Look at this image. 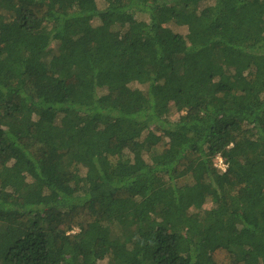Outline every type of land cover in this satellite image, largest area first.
Segmentation results:
<instances>
[{
    "label": "trees",
    "instance_id": "trees-1",
    "mask_svg": "<svg viewBox=\"0 0 264 264\" xmlns=\"http://www.w3.org/2000/svg\"><path fill=\"white\" fill-rule=\"evenodd\" d=\"M0 264H264V0H0Z\"/></svg>",
    "mask_w": 264,
    "mask_h": 264
},
{
    "label": "rangeland",
    "instance_id": "rangeland-1",
    "mask_svg": "<svg viewBox=\"0 0 264 264\" xmlns=\"http://www.w3.org/2000/svg\"><path fill=\"white\" fill-rule=\"evenodd\" d=\"M102 2H99V6H101ZM174 31H176L177 33H180L182 32V30H180L179 28L177 27H173ZM43 120L46 121V122H49V121H52L54 116L51 112H46L44 115H43ZM219 166V165H217Z\"/></svg>",
    "mask_w": 264,
    "mask_h": 264
}]
</instances>
